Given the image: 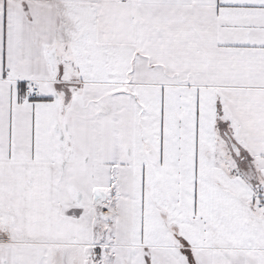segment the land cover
<instances>
[{
    "label": "snow or ice",
    "instance_id": "6c2138e0",
    "mask_svg": "<svg viewBox=\"0 0 264 264\" xmlns=\"http://www.w3.org/2000/svg\"><path fill=\"white\" fill-rule=\"evenodd\" d=\"M0 264H264V0H0Z\"/></svg>",
    "mask_w": 264,
    "mask_h": 264
}]
</instances>
